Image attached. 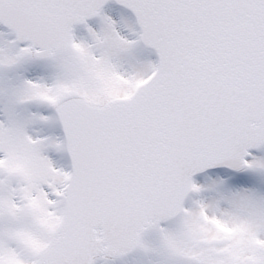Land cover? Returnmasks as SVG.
<instances>
[{"label":"snow or ice","instance_id":"snow-or-ice-1","mask_svg":"<svg viewBox=\"0 0 264 264\" xmlns=\"http://www.w3.org/2000/svg\"><path fill=\"white\" fill-rule=\"evenodd\" d=\"M0 264H264V0H0Z\"/></svg>","mask_w":264,"mask_h":264}]
</instances>
